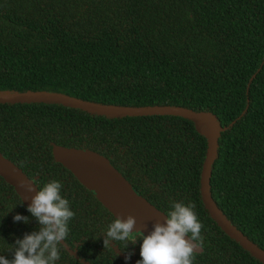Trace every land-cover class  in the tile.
I'll return each instance as SVG.
<instances>
[{
  "label": "trees",
  "instance_id": "obj_1",
  "mask_svg": "<svg viewBox=\"0 0 264 264\" xmlns=\"http://www.w3.org/2000/svg\"><path fill=\"white\" fill-rule=\"evenodd\" d=\"M0 92L215 116L210 199L264 252V0H0ZM52 145L102 155L164 215L173 201L194 203L204 225L194 264H262L205 209L206 143L190 120L0 103V155L34 187L59 180L76 213L56 264H136L141 241L104 248L114 218L53 161ZM27 208L0 178V255L8 259L16 239L39 230Z\"/></svg>",
  "mask_w": 264,
  "mask_h": 264
},
{
  "label": "water",
  "instance_id": "obj_2",
  "mask_svg": "<svg viewBox=\"0 0 264 264\" xmlns=\"http://www.w3.org/2000/svg\"><path fill=\"white\" fill-rule=\"evenodd\" d=\"M32 102L55 103L90 114L115 118L166 115L190 120L194 129L205 139L206 143L199 182L201 201L205 209L220 231L264 264V252L252 245L231 226L210 199L208 191L209 171L215 155L216 137L221 131L215 116L173 107L135 108L99 105L48 92H0V103L25 104ZM51 156L53 161L65 168L114 219L116 217L126 218L128 215L135 217L137 223L134 231L140 230L144 235H148L152 231L154 223L157 221L163 223L166 219L165 215L143 199L102 155L88 149L52 145ZM0 178L14 189L26 207L30 205L31 197L36 194V188L32 181L27 179L20 170L1 155ZM21 181L32 186L33 192L29 193L25 188H22L20 186Z\"/></svg>",
  "mask_w": 264,
  "mask_h": 264
},
{
  "label": "clouds",
  "instance_id": "obj_3",
  "mask_svg": "<svg viewBox=\"0 0 264 264\" xmlns=\"http://www.w3.org/2000/svg\"><path fill=\"white\" fill-rule=\"evenodd\" d=\"M20 186L27 192L33 187L21 181ZM36 187V186H35ZM37 188V187H36ZM63 185L53 179L44 183L31 197L28 213L39 224V230L15 240L11 246V259L0 255V264H56L69 234V222L76 213L71 210L70 202L62 195ZM195 204L185 205L173 201L163 223L153 224L148 235L136 230V219L132 215L113 219L102 234L104 248H111L110 242L120 241L140 244V257L136 264H194L197 250L203 247L202 230ZM14 222L28 223V217L16 215Z\"/></svg>",
  "mask_w": 264,
  "mask_h": 264
}]
</instances>
